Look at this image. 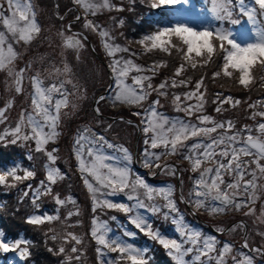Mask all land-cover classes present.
<instances>
[{
  "label": "snow or ice",
  "instance_id": "6c2138e0",
  "mask_svg": "<svg viewBox=\"0 0 264 264\" xmlns=\"http://www.w3.org/2000/svg\"><path fill=\"white\" fill-rule=\"evenodd\" d=\"M5 2L10 14L5 13ZM181 2L186 3L187 0H150L149 6L151 9H161L174 7ZM73 3L84 10L83 27L99 35L102 47L110 58L109 68L116 77L117 89L107 99L114 106L119 104L143 108L150 96L155 94L157 97L150 102L148 108L143 109L141 120L145 147L138 162L148 170L147 174L149 176H155L158 173L177 175L181 170L180 165L164 158L182 156L188 162L191 172L198 173V178L194 180L193 190L189 192L188 198L185 199L181 195V201L191 205L194 211L204 210L210 216L220 215L232 209L235 211L247 209L243 213L245 216H255L256 202L261 199L257 193L260 189H264V184L258 183L260 179H264V100L248 103V109L252 110L250 119L256 120L258 116L262 121L256 125L255 131L259 134L257 136H253L251 126L245 125L242 130H236L232 120L217 121L213 116L206 114L204 108L208 101L207 81L209 79L212 83H216L217 80L226 78L244 90H250L257 83L264 88V27H257L258 18L264 17V0H252L251 6L246 4L245 0H239L241 15L253 25L255 39L252 42L238 43L233 38V32L224 27V21H229L231 24L239 23L232 18L234 12L232 0H213L211 12L213 18L219 22L218 25H205L199 30L184 22L157 26L156 30L134 41L140 46L139 50L132 49L130 45L122 46L117 43L116 37L107 28L87 18L88 14L95 16L100 9L123 10L113 5L111 0H73ZM76 19L79 20L80 17L77 16ZM123 23L121 19L119 24ZM0 25L4 29L0 31V71L7 72L12 79L15 93L21 94L24 90L25 75L33 66L29 62L24 67L16 68V60L20 54L15 45L21 43L30 45L40 37L42 32L31 0H0ZM59 35L63 38L64 48L79 52L84 47V41L78 34L66 36L65 32L61 31ZM174 38L180 44L174 43ZM120 53H128V58L118 56ZM155 53L178 58V63L170 76L154 85L153 79L161 69L169 67V60L157 58L147 65L138 64L136 60L141 55ZM77 59H79L78 56ZM201 69L204 73L199 79L193 81V77L188 73ZM209 69H211L210 77L207 74ZM258 70L262 73L259 76H257ZM55 71L62 72L69 78L50 83L45 87L39 72L29 77L32 85L31 108L21 111L10 133L6 130L4 135H0V142L5 141L10 135L12 139L8 142L11 144L34 141L35 150L45 152L48 161L45 165V180L40 182L33 195V204L37 207H39L37 204L39 196L51 194V186L58 180L64 179L60 169L55 166L57 149L48 151L45 146L50 142L55 143L60 136L58 129L62 117L70 115L66 109L71 107L74 112L77 108V104L70 100V95L75 93L69 94L66 88L67 84L77 87L71 79V66L65 63L62 70L57 68ZM132 73L136 74L131 75ZM130 75L132 85L126 83ZM177 88L189 90L174 91ZM169 95L177 111L184 112L188 117L195 115L198 123L184 120L169 121L167 117L160 114L157 111L160 98H168ZM105 99L106 97L100 96L97 105ZM193 100L195 103L190 102ZM246 102L231 94H225V91L216 92L215 99L212 101L216 104V113L226 111L225 105L235 109ZM10 107L11 102L5 107H0V123L6 120L5 112ZM95 113L97 116L101 114L99 106L95 108ZM133 115L141 116V112H134ZM120 119L123 121V117ZM127 123L132 124V121L129 120ZM111 128L112 124H109L105 131ZM243 132L248 133L246 137L242 136ZM190 140L196 142L188 144ZM105 146L115 147L103 134H97L88 127L77 133L72 146L77 170L92 200L93 213L98 209L101 211L112 209L128 214L129 223L140 233L161 245L175 264H196V262L210 264L213 254H216V264H224L225 257L232 252L233 246L225 242L222 248L217 250L216 236L204 235L183 222V216L179 213L174 199L173 185L155 187L147 183L139 174H136L133 180L131 165L135 161L130 151L120 145L118 148L120 156L113 157L104 153ZM28 158L32 159L31 155ZM21 170L22 175L19 174ZM35 175L34 170L21 169V165L17 164L0 171V185L16 187L17 184ZM226 177L231 178L230 182L226 180ZM40 188L43 189L42 193L39 191ZM28 189L32 190L31 184L28 185ZM129 192L131 194H127ZM141 192L145 199H141ZM120 193L127 194V200L135 201V203L130 206L108 198ZM24 195L27 196L28 192L26 191ZM156 198L162 199L164 204H156ZM55 201L57 205L76 203L70 196L64 200L58 194ZM138 209H146L152 214H158L162 212V209H167L163 212V216L165 219L171 218L181 239H169L159 230H154L152 223L140 214ZM73 215L78 216L79 210L68 213V217ZM57 219L58 216L48 214L32 215L26 218V223L41 225ZM112 219L115 220L116 217ZM257 219L264 223V205H261ZM92 225L91 236L98 245L96 252L100 264H150L149 247H136L123 238L110 237L111 230L107 227V223L99 222L96 216L92 219ZM238 229L246 230L247 225L240 221L227 231L234 232ZM216 231L223 233L226 229L218 227ZM136 234L135 231L127 229L123 232V236L128 238H134ZM258 234L264 236V233ZM51 239L56 241L60 237L53 234ZM70 242H74L71 253L76 254L74 258L78 261L81 250L77 245L82 244V240L71 231L63 235L58 251L54 248H49L48 251L63 254L66 252L63 245ZM21 243L25 245L23 248L20 247ZM28 243L21 240H16L14 243L5 242L4 233L0 232V251L19 250L20 257L23 259L29 255ZM243 246L245 248L249 246L247 239L244 240ZM105 249L118 254L115 260L103 259L106 255ZM253 251L264 254L262 248H256ZM190 253L193 254L191 262L185 259ZM72 259L73 256L66 257V260ZM233 260H236V257H233ZM239 264H253V259L251 256H243Z\"/></svg>",
  "mask_w": 264,
  "mask_h": 264
},
{
  "label": "trees",
  "instance_id": "16d2710c",
  "mask_svg": "<svg viewBox=\"0 0 264 264\" xmlns=\"http://www.w3.org/2000/svg\"><path fill=\"white\" fill-rule=\"evenodd\" d=\"M250 1L252 3V0ZM247 2L248 0H245V3ZM149 3L150 0H143V2L142 0H120L113 3V5L122 8V11H117L115 8L110 9V11H108L109 17L105 23H99L98 21H96L95 23L104 27L106 23L111 20V26L114 28L113 34L116 37L117 43L121 44L122 46L130 45L132 49L139 50L140 47L138 48L135 45L136 43H134V41L142 37V35L140 34V30L144 28V24L149 23L150 25L148 27L153 26V23L162 25L169 19H172L177 12L176 6L161 9H151ZM238 3L239 0H232V7L234 8L232 18L239 21V23L233 24L235 26L244 23L245 21L243 19L246 18L241 15ZM131 7L134 10H131ZM35 11L37 10L35 9ZM64 11L66 12L62 14L63 19H61L60 21H64L73 15V11H71L70 9L65 8ZM36 16L38 19L37 14ZM93 17L95 18V16ZM240 17H242L241 20ZM121 19L124 21L122 25L119 24V21ZM258 19L259 22L262 23V27H264V17H259ZM230 24L231 23L229 21H224V27L228 28ZM116 28L118 29V31ZM88 38H94L95 40V38L97 39V36L93 34ZM173 42L180 44V42L175 38L173 39ZM92 47L98 53L99 47L97 46L96 48V44ZM82 49H87L89 52L88 59L83 60V62H90L93 66L96 65L94 63L99 62L107 76V71L103 67L102 63L92 54L86 40L84 41V47ZM104 53L103 50L102 53H100V51L98 53L103 60ZM118 56H123L125 59H127L128 53H120L118 54ZM106 58V62L109 65L110 58L107 55ZM157 58L168 59L169 67L160 70V73L152 81L154 85L160 83L165 77L170 76L174 70V67L178 63V58L165 57L160 53H155L153 55H141L139 59L136 60V62L138 64L147 65L150 64L153 59ZM75 62L83 63L80 59L79 61L75 59ZM214 66L215 65H213V67ZM90 69H92L91 65ZM32 72L34 71H30V73L28 72L23 81V85L26 86V89L29 92L28 94H24L23 92L20 94V96H17L15 91L6 93V91H4L3 85L1 86L0 84V107H5L9 102H11L10 108L13 107L14 109H16V112H5V116L7 118L3 123H0V135H4L6 130H8V132L11 131L10 128L17 122L22 110L31 108L29 102H31L30 95L32 85L29 77ZM203 73L204 70L201 69L195 72H189L188 75L192 76L193 81H195L196 79H199L200 75ZM207 74L210 77L211 69L208 70ZM260 74L262 73H260L258 70L257 76H259ZM93 79H96V81H98L96 76ZM106 84L107 82L105 84L99 85L98 87L93 86L91 88L90 93L93 95L90 96V100L83 102V107L77 115L71 114L70 111V115L66 116L65 119H62V122L58 129L61 133L60 136L55 143L50 142L45 146L48 151H51L53 148L50 145L52 144H54L55 146L59 145L60 143L67 145V151L69 152L68 157L66 158L68 167H66L64 164H61L62 161L56 160L55 166L60 169L61 173L64 175V179L58 180L56 184L51 186V194L39 196V199L37 201L39 207H37L36 204H33V195L35 194L34 190L38 189L40 182L42 180H45V165L48 163L45 152H37L35 150V146H33L30 141H20L17 145H13L9 142H0L1 168L7 169V167H13L19 164L21 165V169L27 168L30 170H34L36 173L33 178L17 184L16 187H6L0 185V229H2L4 233L5 240L9 239L8 242L12 243H14L16 240L29 242L27 245L29 249V255L27 257L21 259L19 250L9 252L0 251V264H100V261L97 259L96 252V248L98 247V245L91 236V229L93 227L92 219L94 216H96L98 217L99 222H106L107 227L111 231L116 230L118 232L121 226H117L114 221L117 219L115 215H117L119 211L112 209H104L101 211L98 209L95 213H93L92 200L87 188L85 187V185H82V187L77 186V183L81 176L79 171L77 170V162L72 152L73 142L76 138L77 133L79 131H82L85 127H88L97 134H103L106 139L115 146L114 148H107L105 146L103 149L105 154L113 157L120 156V152L118 150L120 145L126 147L131 153V147H129V144L125 141L127 137H120L115 124L117 122L127 123V121L131 120L132 124H127L135 126V120L139 123L140 128H142L143 125L141 124V120L143 118V109L148 108L150 102L157 98L156 95L153 94L149 97V100L144 103L143 108H135V112H141V116H135L128 109L124 107H117V105L114 106L111 101L107 99L112 95L113 88H111L105 95H102L106 97L103 102L97 105L96 101V107L99 106L101 109V114L97 116L95 110L91 108V101L97 93L102 91ZM66 87L67 89L69 88L68 85H66ZM207 88L208 101L207 104H205L204 108L206 114L213 116L217 121L228 119L232 120L236 130H242L245 125H249L253 129L252 134L255 136L259 135L255 131V129L257 123L262 122L261 118L257 116L256 120L250 119L252 110L248 109V103H254L257 100H264V88H261L257 83L255 86L251 87L250 90H244L242 87L237 86L232 81L226 78H221L217 80L216 83H212V81L209 79L207 81ZM188 90L189 89L185 88H177L174 91L184 92ZM219 91H225V94H231L235 98L241 99L242 101H247L246 103H242L239 107L235 108L239 110L238 115L228 116L227 111L234 110L228 105L224 106L227 109L226 111L216 113V104L212 103V101L215 99V93ZM5 95L8 97L6 98ZM190 102L195 103L194 100ZM157 111L160 114L165 115V117H167L168 120L171 121L184 120L186 122L190 121L191 123H198L195 115H193L192 117H188L184 112L176 110L171 101V95H169L168 98H160V105L158 106ZM104 113L126 115L133 119L125 117L123 118V121H121L120 118L105 117L102 115ZM73 116H75L77 120L71 122L70 118ZM96 121H98L100 124H97ZM106 121L112 124V128L108 131H105V129L101 128V126L104 125ZM247 134L248 133L243 132L242 136H245ZM7 138L11 139V136H8ZM139 146L141 151L142 145L139 144ZM30 155L32 159L28 158ZM134 172L139 174L140 176H143L142 172L132 169L133 180L135 178L134 176L136 175L134 174ZM19 174H23L22 170L19 172ZM29 184L32 185V190L28 189ZM26 191L28 192L27 196L24 195ZM39 191L42 193L43 189L40 188ZM57 194L61 199L64 200H67V198L70 196L73 200H75L76 203L57 205L55 201V197L57 196ZM127 194L131 193L129 192ZM127 194L120 193L118 194L119 196L116 195V197H118V199H116L117 202L124 201L125 203H128L129 201L126 198ZM141 199H145L142 192ZM77 209L79 210L78 216L73 215L72 217H68L69 212L75 213ZM44 214L58 216V219L51 222H45L41 225H32L26 223L27 217L32 215ZM125 215L126 214L119 215L120 218L118 220L123 221L125 219ZM112 217H116V219L113 220ZM68 231L75 233L82 240V244L77 245V247L81 250L80 260L78 261L74 258L76 254L71 253V247L73 246L74 242L63 245L66 249V252L63 254H54L53 252L48 251L49 248H54L58 251L59 247L62 244V237ZM53 234L60 237V239L53 241L51 239V236ZM152 244L149 246L150 252L148 253V256L150 257V264H175V262L167 255V252L163 247L155 248L156 244ZM24 246L25 245L21 243L20 247L23 248ZM104 251L107 255L112 257V260H115L118 255L117 253L109 252L107 249H105ZM67 256H73V259L66 260ZM103 259L107 260L106 256H104ZM196 264H199V262H196Z\"/></svg>",
  "mask_w": 264,
  "mask_h": 264
},
{
  "label": "rangeland",
  "instance_id": "374dc122",
  "mask_svg": "<svg viewBox=\"0 0 264 264\" xmlns=\"http://www.w3.org/2000/svg\"><path fill=\"white\" fill-rule=\"evenodd\" d=\"M118 1H120V0H111V3L113 4V3L118 2ZM36 3H38V4H36ZM31 4L37 10L35 12L38 15L37 20L41 25L42 32H41L40 37L37 38L34 42H32L30 45H24L23 43H21L19 45H15L16 50L20 54L19 58L16 60V68L19 69L20 67H24L27 63L31 62L33 67L30 71H34L31 73V75H34L37 72H39L41 79L44 81V86L47 87L50 83L59 82L60 80H65V79L69 78L68 76L63 75L62 72L57 73L55 71V69H57V68L62 70L63 65L65 63L69 64L72 68L71 79L73 80V83L77 85V87L74 88L72 84H67L69 86L67 91L69 94L75 93V95H70V100L77 104V108L74 112L71 109V107L66 109V111H68V112L71 111V114L77 115L80 112L81 108L83 107V105H82L83 102H85L87 100L89 101L90 96L93 95L90 93L91 88L93 86L98 87L99 85L105 84L107 82L106 73L104 72V69L102 68V66L99 62H98L99 64L94 63V64H96L94 66L90 62H83V60L88 59L89 52L87 49H82L79 52H77L74 49L63 47L62 37L59 35V33L61 31H64L65 34L68 32H66V29L64 27L66 22L60 21L59 17L62 16V14L66 12L64 10L66 7H68L69 0H31ZM180 4H181V7L178 8L179 14H177L175 17H173V19H169L168 21L165 22V24H162V25L153 23L154 25L151 27H148L150 25L149 23L144 24V26H143L144 30L143 29L140 30V34L143 36L144 34H147V33H150L151 31L156 30L157 26H166V25H170L171 23H174V22L187 23L189 26L194 27L197 30H199L202 26H205V25L212 26V25H218L219 24V22H216V20L213 18V15L211 12V9L213 7V0H187L186 4L189 5V7L187 9L184 6L185 4H183L182 2ZM246 4H248L250 6V1H248ZM6 8H7V3L5 2V9ZM79 8H81V7H79ZM131 10H134V9L131 7ZM108 11H110V9H100L97 11L95 18L91 14L88 15L87 18L90 20H93L94 22L98 21L99 23H105L109 17ZM6 14H10V13L7 12ZM73 14H74V11H73ZM84 17H85V13H84L83 18H81L79 21H76V23H68V25L73 27V28H77V29L81 30L82 33L78 34V35L80 36V38L83 41H85L84 37L88 38L89 36L91 37L93 34H95V36H97V39L95 38L96 41L94 40V38H90L89 39L90 43L92 46H94L96 44V48H97V46L99 47L98 49H99L100 53H102V50L104 53V48L102 47L101 38L99 37V35L95 32L87 30L83 27ZM241 19H242V17H240V20ZM243 20L245 22H249L247 20V18H245ZM111 24H112V21L109 20L106 23V25L104 26V28H107L111 32V34L114 36V34H113L114 28L111 26ZM261 24L262 23H260L259 19H258L257 27H262L263 25H261ZM232 25L233 24H230L228 28L233 32V34H234L233 38L238 43L244 44L247 42H252L255 39L254 32H253V25L250 22H249V26H244V25L240 26L239 25L236 27L235 30L232 28ZM3 30H4L3 27H1L0 31H3ZM71 30H73V29H71ZM117 31H118V29H117ZM135 45L138 48L140 47L138 44H135ZM99 51H98V53H99ZM77 56L79 57L80 60H82L83 63L75 62V59H77ZM103 58L106 62L107 58H106L105 53L103 54ZM79 59H77V60L79 61ZM90 65H91L92 69H90ZM30 71H29V73H30ZM135 74L136 73H132L131 75H135ZM131 75L126 80V83L128 85H132ZM95 76L97 77L98 81H96V79H93ZM0 84H1V86L3 85L4 91H6V93L14 92V85L12 83V79L8 76L6 71L0 72ZM111 88H113V90H112V94H113L115 92V90L117 89L116 77L114 76L113 73H111V83H110L108 90ZM23 89H24L23 90L24 94L29 93L28 90L26 89L25 85H23ZM31 93H32V87H31ZM16 95L20 96V94H16ZM5 97L7 98L8 96L5 95ZM30 99H31V95H30ZM29 104L31 105V102H29ZM117 107H124V108L128 109L129 111H131L132 113H134L136 111L134 109L137 108L134 106L119 105V104L117 105ZM6 111L7 112L8 111L16 112V109H14L12 107V108H7ZM227 112H228V116H236L239 114V110H237V109L228 110ZM109 115H114V114H109ZM124 116L128 117L126 115H124ZM128 118L133 119L130 117H128ZM62 119H65V117H62ZM74 120H77V118L75 116L70 118L71 122H73ZM169 121H171V120H169ZM61 122H62V120H61ZM96 123L100 124L98 121H96ZM15 124L10 129L14 128ZM109 124H111V123H108L106 121L105 124L101 126V128L105 129V128H107V126ZM134 125L135 126L128 125L126 122H123V123L117 122L115 124L117 132H119L120 137H123V136L127 137L125 141L129 144V147H131V150H132V145H133V141L135 139V134H136L135 129H137L136 128L137 126L140 127L138 122L135 123ZM94 127H96V126H94ZM28 130L30 131V129H28ZM8 136H10V135H8ZM114 138H116V137H114ZM11 139H12V137H11ZM144 139H145V136L142 132V128H139V134L137 136L136 144H135V156H134L135 162L134 163L136 165L139 164L140 166H141V164L138 161H139L140 154L145 147ZM8 140H10V139L7 138L5 141H3V143H8ZM30 142L33 146H35L34 141H30ZM194 142H196V141L193 140L191 143H194ZM191 143H189V144H191ZM17 144H18V142L16 144H13V145H17ZM139 144L142 145L141 151H140ZM50 146H52V148L57 149V152L55 153L57 156V160L62 161L61 164H64L66 167H68L67 160H66V158L68 157V153H69L67 151L68 146L64 145L63 143H60L59 145H56V146L54 144H52ZM164 159H167L168 161L173 162V163H175V161H176V163L180 165L181 170L176 175L178 187H180V185L182 183H184V190L185 191L189 192V190H193L194 180L197 177H195L193 175V172H191L188 162L185 161L182 158V156H169V157H165ZM8 168H10V167H7V169ZM7 169H5V170H7ZM3 170L4 169L0 167V171H3ZM165 176H167V175L158 173L157 175H155V177L154 176L153 177L155 179H162ZM169 176H171V175H169ZM172 177L174 178V176H172ZM226 179H227V177H226ZM258 183L264 184V179H260L258 181ZM70 185H71V183H70ZM82 185H84V183H83L82 178L80 177V179L77 183V186L82 187ZM159 187H161V186H159ZM257 194L261 196V199L257 200V202H256L255 207H256L257 211H256L255 216H245L243 213H244V211H247V209H244L242 211H235L234 209H232V210L226 211L223 214L213 215V216H210L204 210L196 211L197 214L201 217V219H203L205 222H207V224H209L208 222L210 221L215 230L218 227L225 228L226 226H228V223L232 219H235L238 217L244 218L245 222L246 221L248 222L247 225L249 228L248 230H246V237L245 238H241L242 232H243V230H241V229H238L234 232L233 231L223 232L226 234H221V235L226 236L231 241H234L238 244L242 243L243 245H244V240L247 239L248 245H249L247 248L253 254V257H252L253 260L254 259L260 260V258H262V254L260 252L253 251V249H256V248L264 249V236H261L258 234V233H264V223H262L260 219H257V217H259V215H260L261 205H264V189H260ZM108 198L112 199L114 202H116L117 201L116 199H118V197H116V196H112V197H108ZM174 199H175V197H174ZM145 202L151 203L148 201H145ZM133 203H135V201H133L131 203V205ZM155 203L159 204V205H163L164 201L160 198H156ZM176 204H178V202H176ZM177 208H178L179 212H182V209L180 207L177 206ZM185 212L186 211H183L184 214H185ZM139 213L144 215L143 212H139ZM147 219L149 220L150 223H152L154 230H158L157 228L154 227V223L158 219L161 220L163 224L166 223L169 226H175L172 223V220L170 218L169 219L164 218L162 212L158 213V214L150 213V215L147 216ZM207 220H209V221H207ZM183 222L187 225V223L185 221H183ZM209 225H211V224H209ZM232 226L233 225H231V227ZM174 229H175V233H174L175 235H166L163 232H161V234L166 236L169 239H175L178 236L180 237L179 233L176 231V226L174 227ZM192 229L197 230V228H194V227H192ZM197 231H199V230H197ZM0 232H3L2 229H0ZM140 235L142 237L145 236L143 233H140ZM205 235H207V234L205 233ZM109 236L112 238H115V237L122 238L118 234H114V233H112ZM152 243L156 244L155 248L162 247L161 245H159L157 242H155L153 240H151V244ZM223 244L221 246H219L217 250L222 248ZM254 244H256V246H254ZM137 247L143 248V246H137ZM233 251L234 250L232 248L231 253H233ZM231 253L225 257L224 264H235V261L238 258L242 259L243 256H249L246 253H244L243 251L238 250V251L234 252V255L237 258H236V260H233V256L231 258ZM189 255L193 256V254H191V253ZM215 255L216 254H213V259L211 260V262L213 264H216ZM263 256H264V254H263ZM106 258H107V260L110 259L108 257H106ZM189 261L191 262L192 259ZM253 264H264V263H256L255 261H253Z\"/></svg>",
  "mask_w": 264,
  "mask_h": 264
},
{
  "label": "flooded vegetation",
  "instance_id": "af4514ba",
  "mask_svg": "<svg viewBox=\"0 0 264 264\" xmlns=\"http://www.w3.org/2000/svg\"><path fill=\"white\" fill-rule=\"evenodd\" d=\"M197 175H198V173H197ZM160 183H161L162 186L169 185L168 182H167L166 180H162ZM178 191H179V194H180V195L183 194V196H184L185 198H186V197L188 198V191H185V190H184V183H182V184L180 185V187H178ZM177 197H178V196H177ZM178 198H179V197H178ZM180 202L182 203L181 199H180ZM190 206H191V205H190ZM199 211H200V210H199ZM192 215H193V214H192ZM193 216L195 217V220H196L197 222L203 224V219H201V217H199V215L195 214V215H193ZM240 221H243L246 225L248 224V222L246 221V222H247V223H246V222H245V219L242 218V217H238V218L232 219L230 222H232V224L234 225V223L238 224ZM232 224H229V226H228L227 229H229V228L231 227ZM248 229H249V228H248V225H247V229H246V230H248ZM210 230H214V232H216L217 234H222V233H220V232H217L213 227H211ZM241 230H243V233H244V235L246 236V230H245V229H241ZM225 232H228V231L226 230ZM251 234H252V233H251Z\"/></svg>",
  "mask_w": 264,
  "mask_h": 264
},
{
  "label": "water",
  "instance_id": "95a60500",
  "mask_svg": "<svg viewBox=\"0 0 264 264\" xmlns=\"http://www.w3.org/2000/svg\"><path fill=\"white\" fill-rule=\"evenodd\" d=\"M109 80H110V78H109ZM108 87H109V85H107L106 88H108ZM104 92H105V89L103 90V93H104ZM95 99H96V98H94V100L92 101V105L94 104ZM138 132H139V131H137V134H136V137H135V140H134L133 154L135 153V143H136V139H137Z\"/></svg>",
  "mask_w": 264,
  "mask_h": 264
}]
</instances>
